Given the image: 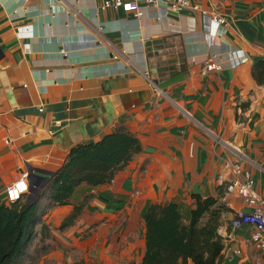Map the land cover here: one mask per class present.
Here are the masks:
<instances>
[{"label":"crops","instance_id":"obj_1","mask_svg":"<svg viewBox=\"0 0 264 264\" xmlns=\"http://www.w3.org/2000/svg\"><path fill=\"white\" fill-rule=\"evenodd\" d=\"M191 1L227 25L160 4L136 15L99 10L100 0H0V202L23 173L30 181L57 170L75 144L119 128L142 144L111 182H83L46 216L47 230L68 228V245L82 249L75 264H139L150 204L175 202L188 222L194 193L222 190L231 211L219 228L221 264H264L251 227L230 225L248 208L227 191L225 165L241 159L264 198V85L252 75L264 58V0ZM158 53L174 62L170 75L185 70L164 94L154 85ZM210 56L220 71L205 70ZM87 195L75 223L59 229Z\"/></svg>","mask_w":264,"mask_h":264},{"label":"trees","instance_id":"obj_2","mask_svg":"<svg viewBox=\"0 0 264 264\" xmlns=\"http://www.w3.org/2000/svg\"><path fill=\"white\" fill-rule=\"evenodd\" d=\"M252 75L264 85V58L253 64ZM141 150L139 137L125 128L98 141L75 144L63 165L45 182L30 178L36 193L29 189L15 202H0V264H26L29 248L39 231L47 230L46 216L54 207L70 204L83 182L92 186L111 182ZM224 194L223 190L218 196L194 193L188 222L175 202L150 204L143 214L146 250L139 264H221L225 243L219 228L224 215L231 211L222 200ZM88 198L74 206L59 229L75 223Z\"/></svg>","mask_w":264,"mask_h":264},{"label":"built area","instance_id":"obj_3","mask_svg":"<svg viewBox=\"0 0 264 264\" xmlns=\"http://www.w3.org/2000/svg\"><path fill=\"white\" fill-rule=\"evenodd\" d=\"M141 4L146 6L165 5L175 11L187 10L208 14L221 24L227 25L225 15L215 9L203 8L197 2L191 0H100L99 10L115 9L125 12L141 14ZM66 54V52H64ZM207 71H220L221 64L213 56L205 60ZM155 85V84H154ZM160 90L159 94H164ZM232 178L227 185V191L239 194L244 200L247 210L236 213L230 221L232 228L237 229L242 225H248L252 229L251 240L264 257V198L255 189V179L252 172L245 168L241 159H228L225 163ZM29 173H23L17 180L6 188V202H15L29 191ZM262 264V263H260Z\"/></svg>","mask_w":264,"mask_h":264},{"label":"rangeland","instance_id":"obj_4","mask_svg":"<svg viewBox=\"0 0 264 264\" xmlns=\"http://www.w3.org/2000/svg\"><path fill=\"white\" fill-rule=\"evenodd\" d=\"M41 231L30 247V257L24 259L26 264H58L61 259H63V264H75L78 261V252H82V249L74 243L73 246L68 245V242H72L70 235L65 234V232L68 234V228L57 230L56 227H52L50 231L49 229H41ZM57 234L60 239H57ZM76 234L75 231L74 236ZM62 253L64 255H61Z\"/></svg>","mask_w":264,"mask_h":264},{"label":"water","instance_id":"obj_5","mask_svg":"<svg viewBox=\"0 0 264 264\" xmlns=\"http://www.w3.org/2000/svg\"><path fill=\"white\" fill-rule=\"evenodd\" d=\"M162 55H163V57H162V59H160L161 58L160 56H162ZM155 56H157L158 58H156L157 59L156 61L152 62V63H154V65L155 64H159V63H163L160 66L155 67V73L157 75H159L160 78H162V80H158V78L154 80V84H155L156 88L161 89V90H165L169 86L179 82L180 80H182L184 78L185 70H180V72L174 73L172 75H170L168 73V70L171 71V69H174V66H173L174 62H172L169 59V55L168 54L158 53ZM165 64H167V66H164ZM50 174L51 173H47V176H40V175H34L33 174V176H30V178H36L37 180L38 179H40V180L43 179L44 181H46L48 179V177L50 176ZM30 192L31 193H36V190L34 188L30 187ZM36 198H37V196H35L33 200H35ZM31 201H32V199L30 197L29 198V202H31Z\"/></svg>","mask_w":264,"mask_h":264},{"label":"clouds","instance_id":"obj_6","mask_svg":"<svg viewBox=\"0 0 264 264\" xmlns=\"http://www.w3.org/2000/svg\"><path fill=\"white\" fill-rule=\"evenodd\" d=\"M165 91V90H164Z\"/></svg>","mask_w":264,"mask_h":264}]
</instances>
